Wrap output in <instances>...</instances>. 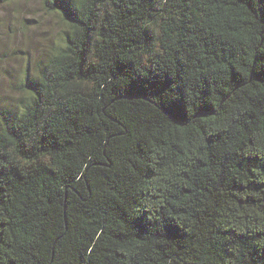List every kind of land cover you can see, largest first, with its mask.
<instances>
[{"label": "trees", "instance_id": "16d2710c", "mask_svg": "<svg viewBox=\"0 0 264 264\" xmlns=\"http://www.w3.org/2000/svg\"><path fill=\"white\" fill-rule=\"evenodd\" d=\"M42 5L67 29L0 108V264H264V0Z\"/></svg>", "mask_w": 264, "mask_h": 264}, {"label": "rangeland", "instance_id": "374dc122", "mask_svg": "<svg viewBox=\"0 0 264 264\" xmlns=\"http://www.w3.org/2000/svg\"><path fill=\"white\" fill-rule=\"evenodd\" d=\"M42 0H0V108H17L27 57L32 62L51 52L63 37L66 24L60 15L47 12ZM62 34V35H61Z\"/></svg>", "mask_w": 264, "mask_h": 264}]
</instances>
